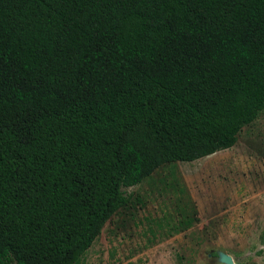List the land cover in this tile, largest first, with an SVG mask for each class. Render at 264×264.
I'll return each mask as SVG.
<instances>
[{
  "label": "trees",
  "instance_id": "1",
  "mask_svg": "<svg viewBox=\"0 0 264 264\" xmlns=\"http://www.w3.org/2000/svg\"><path fill=\"white\" fill-rule=\"evenodd\" d=\"M263 110L264 0H0V264H78Z\"/></svg>",
  "mask_w": 264,
  "mask_h": 264
},
{
  "label": "rangeland",
  "instance_id": "2",
  "mask_svg": "<svg viewBox=\"0 0 264 264\" xmlns=\"http://www.w3.org/2000/svg\"><path fill=\"white\" fill-rule=\"evenodd\" d=\"M122 191L129 202L78 264H264V110L232 147Z\"/></svg>",
  "mask_w": 264,
  "mask_h": 264
},
{
  "label": "water",
  "instance_id": "3",
  "mask_svg": "<svg viewBox=\"0 0 264 264\" xmlns=\"http://www.w3.org/2000/svg\"><path fill=\"white\" fill-rule=\"evenodd\" d=\"M224 261H227L228 263H230L231 259L228 256H226V257H224Z\"/></svg>",
  "mask_w": 264,
  "mask_h": 264
}]
</instances>
